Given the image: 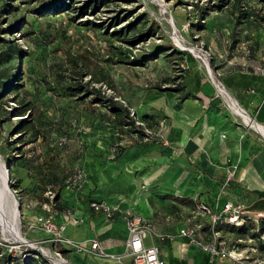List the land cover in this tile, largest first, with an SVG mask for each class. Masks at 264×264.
<instances>
[{
  "label": "rangeland",
  "instance_id": "1",
  "mask_svg": "<svg viewBox=\"0 0 264 264\" xmlns=\"http://www.w3.org/2000/svg\"><path fill=\"white\" fill-rule=\"evenodd\" d=\"M49 5L46 0H0V167L9 170L21 233L34 244L5 235L0 226V256L7 252L21 264H56L48 253L75 263L69 249L30 228L46 204L56 209L61 204L58 211L73 214L76 203L96 212L91 204L97 201L113 212L101 218L109 222L122 216L125 223L123 212L129 208L149 220L157 239L159 230L138 207L144 202L149 211L156 208L168 218L174 191L165 171L146 188L140 180L143 169L157 165L143 158L169 146L159 109L152 103L142 106L144 100L180 97L168 88L183 85L189 70L185 52L211 79L226 65L227 70L264 72V0H67ZM69 86L84 87L71 91ZM131 119L134 125L124 122ZM125 146L130 148L123 151ZM130 163L136 170L128 172ZM134 182L141 200L132 199L126 208L119 195H129ZM13 204H7L10 215ZM193 207L195 217L197 204ZM237 240L230 239L229 248L256 247L257 258L264 259L257 236ZM162 253L169 263L170 249Z\"/></svg>",
  "mask_w": 264,
  "mask_h": 264
},
{
  "label": "crops",
  "instance_id": "2",
  "mask_svg": "<svg viewBox=\"0 0 264 264\" xmlns=\"http://www.w3.org/2000/svg\"><path fill=\"white\" fill-rule=\"evenodd\" d=\"M185 54L189 70L184 76L183 89L178 91L180 97L169 101L162 98L145 99L142 105L152 103L159 109L161 121L165 124V143L169 146L156 155L149 154L143 158L153 160L157 165L152 169H143L140 180L144 181L146 188L165 171L167 182L174 191L169 198L172 203L171 215L164 218L156 208L149 211L144 202L138 209L142 208L144 215L148 213L159 233L160 227H163L166 235L160 239L161 257L165 248L171 251L169 263L165 261L166 264H224L225 261L236 264L229 259L211 262L208 253L179 235V229L185 225L186 218L191 223L203 219L197 215L196 220L193 216L196 209L189 208L192 204L205 203L221 210L229 200L244 203L248 222L254 223L255 228H261L262 224L257 225L255 220L264 218V72L234 67L227 70V65L219 67L215 78L222 81L228 97L203 72L199 60L189 53ZM186 94L189 97L183 98ZM231 98L246 113L247 119L231 107ZM166 158L175 162L160 163ZM135 166L130 163L128 172L136 170ZM229 171L234 174L227 184ZM92 181L91 185L98 186L96 180ZM138 182H134L129 195H119L123 203L127 202L126 208L130 201L141 200L142 191L138 188ZM176 197L189 198L192 203L178 201ZM73 207V214L80 221L77 224L67 223L65 236L75 242L98 240L104 252L78 254L70 246L65 247L73 254L75 263L130 264L128 256L124 255L129 233L122 216L108 222L100 217L101 212H93L78 203ZM63 212L60 211L57 217L59 223L66 221ZM251 231L242 233L240 227L227 224L208 225L206 228L207 239H212L215 233L227 248L231 247L230 239L239 241L243 236L253 235ZM111 254L123 255L121 263Z\"/></svg>",
  "mask_w": 264,
  "mask_h": 264
},
{
  "label": "built area",
  "instance_id": "3",
  "mask_svg": "<svg viewBox=\"0 0 264 264\" xmlns=\"http://www.w3.org/2000/svg\"><path fill=\"white\" fill-rule=\"evenodd\" d=\"M199 57L203 58L202 55H199ZM212 80L215 82L218 89H224L222 81L214 77H212ZM233 174L232 171L228 172L227 184L232 180ZM73 185L75 186L76 183ZM91 207L96 212H102L108 217L112 216V208L105 203L93 202ZM45 209L43 214L35 216L30 224L31 229H40L46 232L48 241L61 244L64 247L70 246V249L78 254L84 252H92L95 254L104 253L98 240L75 242L65 236L67 223L73 222L77 224L80 221L71 211L65 213L66 221L59 223L57 217L60 215V211L52 204H46ZM197 210V215H202L203 219L198 223H191V220L186 218L185 225L179 229V235L187 238L189 244L198 246L204 252L208 253L211 262L217 259H229L238 264H264V259L257 258L258 248L256 247H250L251 249L247 247L244 249L238 247L227 248L219 241L215 233L212 239H207L206 228L208 225L215 226L217 224H227L241 227L247 224L248 218L244 203L229 200L223 205L221 210H218L217 207L213 208L208 204L200 203L197 206ZM123 213L129 233L126 242L127 251L124 255L131 257L133 264H166L165 260L161 257L160 246V239L163 238L166 233H156L157 235L155 234V236L158 238L154 239L149 220L135 214L130 209L124 210ZM255 222L259 226L262 224L261 218L256 219ZM252 230L257 233L258 240L264 245V230L255 227ZM110 256L118 263H121L123 255L111 254Z\"/></svg>",
  "mask_w": 264,
  "mask_h": 264
},
{
  "label": "bare ground",
  "instance_id": "4",
  "mask_svg": "<svg viewBox=\"0 0 264 264\" xmlns=\"http://www.w3.org/2000/svg\"><path fill=\"white\" fill-rule=\"evenodd\" d=\"M225 94H227L226 90H222ZM230 94V93H229ZM228 95V94H227ZM228 97H230L228 95ZM230 105L232 108L236 109L239 114L243 116V118L247 119L246 113L239 108V106L236 104V102L231 98ZM235 111V110H234ZM8 172L3 171L2 167H0V226L5 230L3 232L5 235H10L15 240L26 243V245L34 246L33 243L26 241L23 237L20 227H19V214L16 211V208L12 209L11 214H9L8 207H7V186H6V180H7ZM46 248V247H45ZM44 251L45 249L42 248ZM46 252V251H45ZM49 257L56 263V264H75L70 261H67L63 258L56 257L55 255L49 254Z\"/></svg>",
  "mask_w": 264,
  "mask_h": 264
},
{
  "label": "trees",
  "instance_id": "5",
  "mask_svg": "<svg viewBox=\"0 0 264 264\" xmlns=\"http://www.w3.org/2000/svg\"><path fill=\"white\" fill-rule=\"evenodd\" d=\"M50 5V8H53V7H56V6H59V5H62V4H65V3H67V0H46ZM41 6V5H40ZM36 9L38 10V9H40V7L39 6H37L36 7ZM137 65H139V64H137ZM83 87L84 86H78V88L76 87V86H69L68 87V89L69 90H75V89H77L78 91L79 90H82L83 89ZM162 89V88H161ZM168 89H171V90H173V91H180V90H182L183 89V85L182 86H175L174 88H168ZM187 97H189L188 96V94H186L183 98H187ZM98 101H100V100H98ZM111 109H112V107H111ZM124 110L127 112L128 110L127 109H125L124 108ZM114 111H116L117 112V109L116 110H114ZM128 115H129V113H128ZM128 117V116H127ZM126 124H130V125H134L135 124V122H134V120H130V121H124ZM118 129L121 131V133L122 134H129L128 132L129 131H126V130H124V128H122L121 126H118ZM130 147H128V146H125L124 148H122V150L123 151H127L128 149H129ZM11 166L13 167V164H11ZM176 199L178 200V201H181V202H184V203H192V200H189V198H177L176 197ZM56 202H58V200L56 201ZM55 202V203H56ZM94 202H97V201H94ZM55 206H57L58 208V210H63V206H61V204H59V205H56L55 204ZM198 206V205H197ZM250 222V221H249ZM247 223V224H245L244 226H241L240 227V232H242V233H248L249 231H251L253 228H254V223H252V222H250V223ZM261 222H262V225H261V230H264V218H261ZM252 232V231H251ZM253 233V235L254 236H257V233H255V232H252ZM0 264H21V262H19V260H17V259H15V258H13L10 254H8L7 252L6 253H4V254H2L1 256H0Z\"/></svg>",
  "mask_w": 264,
  "mask_h": 264
},
{
  "label": "water",
  "instance_id": "6",
  "mask_svg": "<svg viewBox=\"0 0 264 264\" xmlns=\"http://www.w3.org/2000/svg\"><path fill=\"white\" fill-rule=\"evenodd\" d=\"M9 179H10V174H9V170H8V176H7V180H6V186H7V201L9 204V201H13V205L14 207L16 208V211L18 212V214L20 215V208H19V203H18V200L16 199L15 197V194L14 192L11 190L10 186H9ZM13 207V209H14Z\"/></svg>",
  "mask_w": 264,
  "mask_h": 264
}]
</instances>
